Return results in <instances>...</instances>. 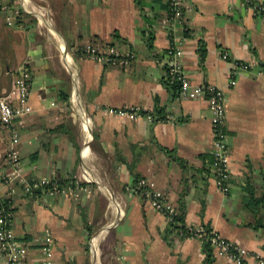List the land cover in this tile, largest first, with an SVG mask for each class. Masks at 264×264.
<instances>
[{
    "label": "crops",
    "instance_id": "obj_1",
    "mask_svg": "<svg viewBox=\"0 0 264 264\" xmlns=\"http://www.w3.org/2000/svg\"><path fill=\"white\" fill-rule=\"evenodd\" d=\"M165 2L0 0V96L10 91L21 62L32 71L31 112L14 120L21 137L18 172L25 180L79 181L90 190L77 198L36 199L0 186L1 197L10 200L16 238L34 251L23 264H42L47 230L55 264H234L212 248L207 254L198 240L175 236L168 243L166 219L125 189L140 178L181 207L186 225L207 226L264 257V230L254 228V210L246 207L247 200H260L256 211L264 223V12L241 0H185L183 27L172 29L173 40L184 38L181 63L192 83L225 93L230 189L222 194L210 170L207 102L172 95L162 83L170 45ZM12 15L11 26L6 19ZM89 40L134 51L136 59L118 68L78 57L73 48ZM225 52L255 62L233 87ZM124 106L158 110L165 120L97 110ZM79 109L89 119L87 136ZM7 144L0 126V170L10 172Z\"/></svg>",
    "mask_w": 264,
    "mask_h": 264
},
{
    "label": "built area",
    "instance_id": "obj_2",
    "mask_svg": "<svg viewBox=\"0 0 264 264\" xmlns=\"http://www.w3.org/2000/svg\"><path fill=\"white\" fill-rule=\"evenodd\" d=\"M241 1L244 7H249L256 13L262 14L264 12V6L257 3L256 0ZM184 11L185 0H168L165 23L168 26L170 45L165 51L164 76L170 84H178V95L180 97L185 99H204L207 102L211 111L210 122L213 133L210 170L217 189L222 194H227L230 189V150L228 135L225 129L226 97L224 91L215 85L192 83L184 72L181 63L183 54L182 41L184 38L182 37L181 41H176L172 37V29L176 26L183 27ZM6 20L9 25H13V15L12 18L9 16ZM73 52L82 59L100 62L107 67L126 68L136 59L134 51H120L109 43L92 40L76 45L73 48ZM221 58L230 63L228 72L229 87L236 85L238 77L243 71L255 65V62L230 59L226 52L222 54ZM31 80L32 71L28 61H23L18 67L10 91L0 96V126L8 138L4 163L10 169V172L3 169L0 170V186H7L8 193L10 194L16 188H19L24 195L36 199L42 196L60 198L67 195L77 198L81 193L90 194L88 186L79 181L62 183L48 177L25 180L20 176L18 172L20 155L17 145L21 137L14 125V120L31 112L29 104ZM97 110L103 111L105 114L130 120L140 117H144L150 122L165 120H158L154 114L144 111L138 106H124L120 108L97 107ZM84 117L83 128L90 134L91 129L89 127L88 116L84 114ZM125 189L147 199L151 207L160 213L168 224L174 223L179 214L178 208L166 199L164 193L157 189L154 182L150 179L140 178L130 186L125 187ZM4 200H9V198L3 199L0 195V252L3 256L4 264H23L34 251L26 243L20 242L16 238L12 228L13 211L10 205L9 208L3 205ZM184 228L185 231H179L180 233L175 234L177 238H182L183 240L194 239L200 241L202 244L208 243L216 256L226 257L234 264H264V257L262 255L250 252L245 247L227 240L214 229L186 224ZM41 247L43 251L42 264H55V244L48 230L44 234ZM248 259H251L252 262Z\"/></svg>",
    "mask_w": 264,
    "mask_h": 264
},
{
    "label": "trees",
    "instance_id": "obj_3",
    "mask_svg": "<svg viewBox=\"0 0 264 264\" xmlns=\"http://www.w3.org/2000/svg\"><path fill=\"white\" fill-rule=\"evenodd\" d=\"M136 2L138 4L141 3V0H136ZM165 8L167 9L168 11V0H166L165 2ZM203 50L202 48L200 49V54L202 55L203 54ZM162 83L163 85L166 87V89L172 94V95H176L178 94V84L177 83H173V84H170L169 81L167 80V78L165 76H163L162 78ZM155 117L158 119V120H163L165 119V116L164 115H161L160 111L157 110V113L154 114ZM167 153H172V151L170 150H167V149H164ZM180 164H183V160L182 159H176ZM82 184H85V183H82ZM260 203V200H257V199H250V200H247L246 201V207L250 210H254L253 213H254V218H255V223H254V228H257V227H260L264 230V223L262 222V218L259 217L257 211H256V207L258 206V204ZM3 205L6 207V208H9V205H10V202L9 200H4L3 202ZM180 211H179V214L177 216V218L175 219L174 223H169L168 224V227H167V230H166V233L164 235V238L165 240L168 242V243H172L173 241V237L175 236L176 233H180L179 231H185V223H184V220H183V214L181 213V207L179 208ZM207 227V226H205ZM184 234V233H183ZM180 240H183L182 238H179ZM202 247L204 248L205 252L207 254H209L211 252V247L208 243H203L202 244Z\"/></svg>",
    "mask_w": 264,
    "mask_h": 264
},
{
    "label": "rangeland",
    "instance_id": "obj_4",
    "mask_svg": "<svg viewBox=\"0 0 264 264\" xmlns=\"http://www.w3.org/2000/svg\"><path fill=\"white\" fill-rule=\"evenodd\" d=\"M41 1H45V0H41ZM73 98V97H72ZM75 102V101H74ZM77 112V111H76ZM78 114L80 115V118H81V123H83V119L85 118L84 117V113L81 111V109L78 110ZM87 133V132H86ZM88 135V133L86 134V136ZM160 214V213H159Z\"/></svg>",
    "mask_w": 264,
    "mask_h": 264
},
{
    "label": "bare ground",
    "instance_id": "obj_5",
    "mask_svg": "<svg viewBox=\"0 0 264 264\" xmlns=\"http://www.w3.org/2000/svg\"><path fill=\"white\" fill-rule=\"evenodd\" d=\"M116 202V201H115ZM116 204V203H115Z\"/></svg>",
    "mask_w": 264,
    "mask_h": 264
}]
</instances>
